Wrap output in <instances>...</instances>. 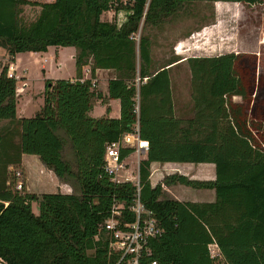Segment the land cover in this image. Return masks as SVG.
I'll use <instances>...</instances> for the list:
<instances>
[{
  "label": "trees",
  "instance_id": "obj_1",
  "mask_svg": "<svg viewBox=\"0 0 264 264\" xmlns=\"http://www.w3.org/2000/svg\"><path fill=\"white\" fill-rule=\"evenodd\" d=\"M188 1L0 0V46L9 59L48 45L75 48V76L46 78L42 105L31 116L15 117V80L0 65V119H7L0 129V264L116 262L118 254L108 249L99 225L113 200L130 202L134 186L109 179L103 152L106 142L135 127L147 142L138 162L139 198L163 227L149 240L151 258L158 264H216L208 247L213 243L224 264H264V40L255 53L186 57L193 114L181 118L173 114L167 66L151 70L148 37L129 36L141 19L156 24ZM224 1H260L264 31V0ZM23 4L39 7L27 22L20 17ZM110 9L125 12L118 28L115 16L99 17ZM84 64L90 75L96 68L114 71L105 99L118 100L117 116L88 114L100 92L91 76L80 80ZM131 150L121 148L120 155ZM21 153L36 154L70 191L13 189L10 168ZM151 161L213 162V180H165L213 187L215 200L159 198L160 184L148 180ZM123 217L132 214L124 210Z\"/></svg>",
  "mask_w": 264,
  "mask_h": 264
},
{
  "label": "rangeland",
  "instance_id": "obj_2",
  "mask_svg": "<svg viewBox=\"0 0 264 264\" xmlns=\"http://www.w3.org/2000/svg\"><path fill=\"white\" fill-rule=\"evenodd\" d=\"M38 8L36 5H22L20 12L22 21L32 20ZM261 14L260 1L247 5L224 0H191L183 2L172 14L156 24L143 23L141 19L133 36L136 38L141 33L148 37L151 70L159 68L173 58V46L181 40L182 55L209 56L230 51L255 53L259 49L260 41L264 40V31L260 28ZM114 16L115 12L112 9L101 14L103 20L109 18L113 21ZM68 47L48 45L41 51H18L14 53L16 56L13 55L5 62L6 70L7 67L12 68L14 64L17 67L18 76L13 77L18 92V113L21 106H24L23 116H31L39 111L37 104L42 105L46 78H63L75 74L72 53ZM168 74L171 96L177 100L178 110L183 111V114L179 115L181 118L190 117L193 114L190 115L193 100L189 84L190 71L186 60L176 62L170 67ZM100 88L104 95L106 83L100 82ZM231 100L237 102L239 97L232 95ZM246 113L249 115V110ZM88 114L115 117L118 115V100L110 98L108 103H105L104 99L94 100ZM127 161L131 170L135 167V154L131 153ZM22 181L20 191H25L23 172ZM30 208L33 213H37L36 201H31ZM216 249L209 248V252L216 254L218 253Z\"/></svg>",
  "mask_w": 264,
  "mask_h": 264
},
{
  "label": "built area",
  "instance_id": "obj_3",
  "mask_svg": "<svg viewBox=\"0 0 264 264\" xmlns=\"http://www.w3.org/2000/svg\"><path fill=\"white\" fill-rule=\"evenodd\" d=\"M120 1L124 4L130 0ZM133 34L134 32L129 36L137 41L138 37L135 38ZM6 75L14 76L11 67H7ZM91 84L93 85V80H91ZM141 140L137 136L135 127L133 131L123 132L117 139L106 142L104 146L102 160L104 173L113 182L128 181L134 186L130 202L125 204L123 201L113 200L107 216L99 225V231H103L107 236L108 249L118 254V259L114 264L119 262L122 264H158L156 259L151 258L152 251L149 240L158 237L163 232V227L152 210L146 208L139 198L138 162L147 149L146 140ZM125 147H131L132 150L121 156L120 150ZM131 153L135 154V167L130 170L127 158ZM10 169L12 188L20 190L23 184L22 172L20 169ZM124 210H128L132 214L131 219L123 217ZM210 255L215 257L216 264H224L220 261L218 253H210ZM168 264L173 263L169 262Z\"/></svg>",
  "mask_w": 264,
  "mask_h": 264
},
{
  "label": "crops",
  "instance_id": "obj_4",
  "mask_svg": "<svg viewBox=\"0 0 264 264\" xmlns=\"http://www.w3.org/2000/svg\"><path fill=\"white\" fill-rule=\"evenodd\" d=\"M236 2V1H234ZM26 5V4H23ZM108 11L109 10H105ZM100 13V19L101 14ZM109 20V18H107ZM104 19V20H107ZM182 40L178 41L174 44V57L169 60L170 63L166 62L164 65L167 66L169 70L171 66H173L176 62H181L185 60L188 56H203L200 54H190V55H182ZM57 46V45H56ZM60 46V45H58ZM69 51L73 54L75 52V48L73 46H69ZM16 56V54L14 55ZM177 56L179 58H177ZM11 59V58H10ZM9 61V58L5 52V49L0 46V65ZM14 64V63H13ZM17 67L14 64L12 66V72L14 77L18 76ZM17 71V73H16ZM114 75V71L112 69L107 68H96L94 69L93 75L89 73L88 64H84L81 67V77L88 78L90 77L93 80V87L96 91L100 92V98H95V100L104 99L105 103H108V99H105V93L102 94L100 88V82L107 81L108 78ZM74 75H69L63 78H73ZM17 88V87H16ZM18 95V92H17ZM17 97L15 103V117L23 116L24 106L20 107V112L17 111ZM172 106H173V114L177 117H181L179 114H183L182 109L178 110L177 100H175L171 96ZM40 109V104H37ZM108 106V104H107ZM181 106V104H180ZM109 109V107H108ZM193 113V107L190 109V115ZM105 115V114H102ZM108 116V115H107ZM117 116V115H116ZM184 116V115H183ZM7 123V119H0V129ZM17 140V138H15ZM144 157V154L141 155V158ZM11 168L20 169L23 172L24 177V188L27 192H33L35 194H39L41 192L46 191H62L68 192L70 191V187L67 183L61 182L57 179L55 174L51 169L45 167L41 161L38 159L36 154L32 153H21L20 162L17 165L12 166ZM170 175H183L187 179L197 180V181H207L213 180L215 178V166L213 162L210 161H151L149 163V175L148 180L151 186L159 183L160 184V194L159 198H169L176 199L181 201H192V202H213L215 200V191L213 187H203V186H192L189 184H184L175 181H167L165 180ZM52 179V180H51ZM169 180V179H168ZM216 249L215 244L211 243L208 246ZM217 250V249H216ZM215 250V251H216Z\"/></svg>",
  "mask_w": 264,
  "mask_h": 264
},
{
  "label": "water",
  "instance_id": "obj_5",
  "mask_svg": "<svg viewBox=\"0 0 264 264\" xmlns=\"http://www.w3.org/2000/svg\"><path fill=\"white\" fill-rule=\"evenodd\" d=\"M124 13H125V12H124L123 9H117V10L115 11V22H116V26H117V28L120 26L122 20L125 19V15H124ZM121 16H122V18H121Z\"/></svg>",
  "mask_w": 264,
  "mask_h": 264
},
{
  "label": "bare ground",
  "instance_id": "obj_6",
  "mask_svg": "<svg viewBox=\"0 0 264 264\" xmlns=\"http://www.w3.org/2000/svg\"><path fill=\"white\" fill-rule=\"evenodd\" d=\"M141 141H145V140H141ZM142 143H144V142H142Z\"/></svg>",
  "mask_w": 264,
  "mask_h": 264
}]
</instances>
